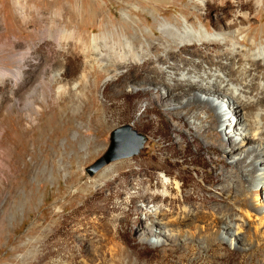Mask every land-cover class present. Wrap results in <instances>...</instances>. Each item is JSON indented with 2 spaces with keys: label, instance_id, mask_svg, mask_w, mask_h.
<instances>
[{
  "label": "rangeland",
  "instance_id": "374dc122",
  "mask_svg": "<svg viewBox=\"0 0 264 264\" xmlns=\"http://www.w3.org/2000/svg\"><path fill=\"white\" fill-rule=\"evenodd\" d=\"M204 1L0 0V264H264V235L257 229L264 208L243 218L248 224L243 237L253 236L247 248L230 245L227 237L220 250L189 253L182 240L172 243L166 234L146 229L154 203L137 197L140 190L150 200L165 196L164 184L174 186L178 177L181 189L173 193L178 208L186 195L195 203L213 196L225 205L235 196L220 192L229 183L225 176L253 171L232 158L223 133L221 147L206 136L208 122L191 128L188 113L195 107L169 102L165 90L142 83V65L112 71L111 60L94 55L93 38L122 28L127 15L153 40L160 35L156 17L183 21L185 13L212 33L209 23L216 14L198 18L206 13ZM227 1L232 20L240 15V2L253 4V15L264 3ZM261 17L254 29L258 37L264 10ZM79 37L88 42L86 50ZM207 53L215 57L219 51ZM86 67L88 82L80 79ZM129 70L134 71L126 81ZM198 114L205 120L206 112ZM124 125L145 136L143 151L100 165L110 133ZM122 143L132 145L127 152L137 146L128 137ZM124 162L109 178H100L105 166ZM248 180L254 197L260 187ZM170 203L168 197L164 206Z\"/></svg>",
  "mask_w": 264,
  "mask_h": 264
},
{
  "label": "bare ground",
  "instance_id": "6f19581e",
  "mask_svg": "<svg viewBox=\"0 0 264 264\" xmlns=\"http://www.w3.org/2000/svg\"><path fill=\"white\" fill-rule=\"evenodd\" d=\"M203 6L206 13L198 14L199 19L211 13L216 14V20L209 23L214 31L212 33L207 27L206 31L197 27L191 22V16L185 13L183 21L156 17L160 35H156L151 26V32L156 35L153 40L147 30L139 27L127 15L122 18L121 29L113 28L93 38L94 55L102 61L111 60L112 71L142 65V83H152L165 90L169 102L177 100L185 104V107H195L196 112L188 113L191 128H199L208 122L210 127L205 131L206 136L212 135L218 147H221L224 146L220 142L223 133L227 144L232 147V158H240V163L244 164L243 169L250 168L253 171L251 174L242 172V178L235 173L225 176L229 183L222 186L220 192L235 194L231 203L225 205L213 196L202 195L195 203L194 197L186 195L178 208L175 205L178 201L173 198L175 189H181L177 183L178 177L173 179L175 187L170 181L164 184L165 196L157 195L151 200L139 188L137 197L143 198L144 202L154 203L147 215L149 224H146V229L166 234L172 243L182 240L189 253L196 249L203 252L220 250L227 237L230 238V245L235 242L239 248L252 246V239L248 237L253 236L248 234L243 237V234L248 233V224L243 218L256 216L264 208V26L260 37L254 32L258 22L263 21L261 13L264 3L261 2L259 12L253 15V4L240 2V15L233 20L228 18L231 4L227 0H205ZM219 11H222L221 15ZM90 14H93V10ZM77 41L83 46L82 49L88 48V42L84 39L79 37ZM212 49L219 51L217 56L211 57L207 53ZM150 55L154 59H147ZM133 71L129 70L125 74L126 81ZM89 73L86 67L80 79L87 81ZM190 96L192 99H188ZM199 111L206 112L205 120L200 117ZM232 117L235 119L231 121ZM238 138L240 141L237 143ZM131 140L142 142L135 138ZM243 154L245 157L241 158ZM134 156L137 155L116 161ZM250 156L254 157L248 161ZM125 164L128 162L105 166L100 178H109L113 170L121 169ZM258 171L263 173L259 175ZM169 175V171H165V177L169 178ZM248 179L257 180L255 184L260 187L254 197L247 192ZM168 197L171 203L165 207ZM219 197L224 200L222 195ZM135 211L141 212V209L136 207ZM237 211L241 213L238 215ZM257 229L264 235V216L260 217ZM220 255L215 257L219 258ZM187 256L189 254L182 256L181 260ZM212 260L207 258L209 263Z\"/></svg>",
  "mask_w": 264,
  "mask_h": 264
},
{
  "label": "water",
  "instance_id": "95a60500",
  "mask_svg": "<svg viewBox=\"0 0 264 264\" xmlns=\"http://www.w3.org/2000/svg\"><path fill=\"white\" fill-rule=\"evenodd\" d=\"M125 137H128V139L135 138V139L141 140L142 142L137 143L135 141L136 142L135 145H137L135 147V150L131 152H127L130 146L132 145H129V147L118 145V144L125 145V143H122L123 141H125ZM109 141H110L109 152H107L101 159H99L100 160L99 162L101 163L100 165L102 164L104 165L107 162L115 161L123 157L131 156V155H138L141 151H143L146 138L143 134L137 133L135 130H133L131 125H124L120 127L119 129L110 133ZM114 149H116L117 153L113 154L112 151H115Z\"/></svg>",
  "mask_w": 264,
  "mask_h": 264
}]
</instances>
